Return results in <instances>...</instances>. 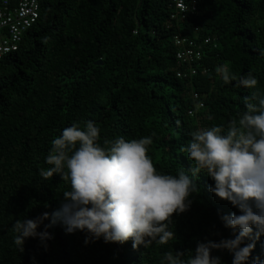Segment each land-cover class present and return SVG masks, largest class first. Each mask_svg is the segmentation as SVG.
Returning <instances> with one entry per match:
<instances>
[{"label": "trees", "instance_id": "trees-1", "mask_svg": "<svg viewBox=\"0 0 264 264\" xmlns=\"http://www.w3.org/2000/svg\"><path fill=\"white\" fill-rule=\"evenodd\" d=\"M197 2L196 13L173 26L172 0L43 3L18 51L0 63V264H161L169 251L194 253L200 242L232 238L220 216L240 215L239 209L209 191L215 182L205 173L193 176L192 162L179 149L193 131L226 127L246 110L243 98L252 91L264 95V0ZM176 35L216 39L217 47H206L194 64L198 73L192 77H178L186 68L176 57ZM225 62L237 77L251 72L256 89L224 84L215 68ZM192 92L203 109L197 110ZM191 110L197 111L194 117ZM89 120L100 129L102 147L121 136L151 137L148 154L158 172L175 175L183 168L192 179L199 192L190 197L188 211L172 217L176 240L147 249H133L132 240L85 244L86 231L69 234L57 223L48 229L52 239L28 238L19 252L11 231L15 221L58 210L70 189L60 175H39L50 167L45 158L52 140ZM211 255L232 264L227 250ZM257 257L264 260V236L255 241L248 264Z\"/></svg>", "mask_w": 264, "mask_h": 264}, {"label": "clouds", "instance_id": "clouds-1", "mask_svg": "<svg viewBox=\"0 0 264 264\" xmlns=\"http://www.w3.org/2000/svg\"><path fill=\"white\" fill-rule=\"evenodd\" d=\"M215 72L224 84L236 81V87L249 90L258 84L251 72L237 77L227 62ZM243 103L246 110L226 127L193 131L179 149L192 162V175L205 173L215 182L209 191L239 209L240 215L220 216L224 227L232 230V238L200 242L194 253L169 251L161 264H221L212 250H227L232 264H248L255 241L264 236V95L252 91ZM99 137L100 129L89 120L83 128L73 123L52 140L45 158L50 167L40 169L39 175L44 180L60 175L70 189L63 192L58 210L15 221L11 231L19 252L28 238L52 239L48 229L57 223L69 234L86 231L85 244L101 238L120 244L132 240L133 249H147L176 240L170 228L172 217L188 211L190 197L199 192L192 179L181 167L175 175L158 172L148 154L151 137L126 140L121 136L105 141L103 147ZM45 220L50 223L44 224ZM41 225L44 230L38 231ZM245 240L252 242L245 244ZM255 264L264 260L257 257Z\"/></svg>", "mask_w": 264, "mask_h": 264}, {"label": "built area", "instance_id": "built-area-1", "mask_svg": "<svg viewBox=\"0 0 264 264\" xmlns=\"http://www.w3.org/2000/svg\"><path fill=\"white\" fill-rule=\"evenodd\" d=\"M46 0H0V63L5 56L18 51L24 35L37 23L40 18L41 7ZM173 11L170 16L173 21L180 22L189 14L197 11V0H172ZM173 26V25H172ZM177 47V60L185 70L178 72V77H192L198 73L195 63L202 60L204 50L208 46L217 47L216 39L207 37L197 42L182 35L174 37ZM206 72V70L204 71ZM191 97L198 101L197 110L203 109L205 103L198 93L192 92ZM196 110H191V116L196 115Z\"/></svg>", "mask_w": 264, "mask_h": 264}, {"label": "water", "instance_id": "water-1", "mask_svg": "<svg viewBox=\"0 0 264 264\" xmlns=\"http://www.w3.org/2000/svg\"><path fill=\"white\" fill-rule=\"evenodd\" d=\"M96 64L100 65V64H102V61H99V62H97Z\"/></svg>", "mask_w": 264, "mask_h": 264}]
</instances>
